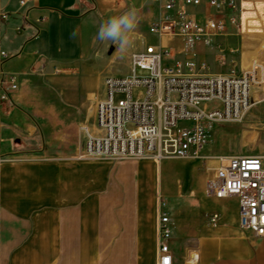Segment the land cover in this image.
Segmentation results:
<instances>
[{
    "label": "crops",
    "instance_id": "crops-1",
    "mask_svg": "<svg viewBox=\"0 0 264 264\" xmlns=\"http://www.w3.org/2000/svg\"><path fill=\"white\" fill-rule=\"evenodd\" d=\"M146 1L35 0L20 9L18 0H0V13L6 14L0 19V46L12 55L0 74L15 75L18 82L15 109L0 117V154L12 156L0 166V264H157L160 200L156 205L154 200L168 192L161 180L166 173L158 175L160 166L150 159H123L113 165L107 159L95 161L81 156L80 146L65 152L46 149L41 135V78L54 75L53 68L70 66L71 51L79 59L85 55L81 46L92 33L90 15L123 13ZM237 2L242 32L251 45L262 43L264 53V0ZM154 6L161 14V7ZM254 15L263 21L250 18ZM138 41L137 50L151 40ZM237 41L228 25L225 35L214 38L210 47L197 44L194 54L203 57L204 47L217 57L216 47L232 49L228 45L235 47ZM173 50L167 64L179 58L178 49ZM260 53L250 52L247 62L257 66L264 85ZM95 71L99 75V68ZM95 88L93 99L102 100L103 86L95 81ZM167 160L172 159L158 162ZM204 188L205 182L161 199L172 224L173 264H187L188 250L196 255V264H264V238L240 232L237 200L207 198ZM111 206L114 212H108ZM214 214L218 220L213 223Z\"/></svg>",
    "mask_w": 264,
    "mask_h": 264
},
{
    "label": "built area",
    "instance_id": "built-area-1",
    "mask_svg": "<svg viewBox=\"0 0 264 264\" xmlns=\"http://www.w3.org/2000/svg\"><path fill=\"white\" fill-rule=\"evenodd\" d=\"M161 7L158 19L149 23L147 32L159 39H177L182 61L167 64L174 50L162 43L142 42L141 49L129 57L127 76L105 77L104 98L94 107V131L85 129L84 158L178 159L206 161L215 159L205 181L207 198L237 200V225L251 238H264V152L251 156L208 157L216 126L240 123L253 105L252 91L258 88L257 66L242 70L239 64L230 74H209L205 61H194V48L205 47L223 36L227 26L241 34L237 0H151ZM35 0H18L27 9ZM200 10V11H199ZM200 12V13H199ZM5 20L6 14L0 13ZM19 30V29H17ZM236 50L224 49L217 56L223 65ZM0 46V66L11 58ZM234 67V60H230ZM138 69L144 74L136 75ZM53 74L59 70L53 68ZM18 89L15 75L0 74V117L15 109L13 95ZM114 93L122 98L114 102ZM2 140L0 139V143ZM12 160L0 154V166ZM157 220V264H173L169 241L171 219L165 202L159 201ZM218 215L211 217V222Z\"/></svg>",
    "mask_w": 264,
    "mask_h": 264
},
{
    "label": "rangeland",
    "instance_id": "rangeland-1",
    "mask_svg": "<svg viewBox=\"0 0 264 264\" xmlns=\"http://www.w3.org/2000/svg\"><path fill=\"white\" fill-rule=\"evenodd\" d=\"M149 2L146 1L137 6L139 7L137 10L140 16V23L132 36L134 41L132 48L122 58H118L115 44L110 42L100 44L94 40L99 25L108 17L121 13L110 12L105 14L95 12L89 17L93 25L92 33L89 39L81 46L85 55H82V53L79 59L78 53L75 54L71 51L70 66H61L59 67V73L54 75L47 74L41 78V135L45 137L44 146L46 149H56L65 152L72 151L77 146L82 148L85 139V129H91L94 122L95 104L101 100L99 98L97 100L93 99L94 94L97 92L95 81H98L103 86L105 77H121L127 74L126 72L129 69L128 59L132 53L137 51L138 40L149 38L151 40L149 43L153 44L167 40L165 38L161 40L147 33L149 23L160 16L159 10L154 6L153 2L151 0ZM150 13H152L151 16L148 15ZM255 17L263 21L260 15L250 16V18ZM253 23L256 24L254 21ZM240 33L236 34L239 42H236L235 47L228 45V47L236 50L234 52L235 55H230L223 65H219L217 57L210 55L209 50L204 47L202 49L203 57L195 55L194 61H205L208 65L209 73L230 74L231 70H236L239 64L242 70L248 67L249 63L247 61L249 60L250 52L260 51V59L264 60L262 43L251 45L249 36L247 34L244 35V32H242V22ZM166 45L173 49L181 48V42L177 39H171L170 42H166ZM224 48H227V46L216 47L217 54L223 51ZM70 49L75 51L78 48L70 46ZM238 53L239 55L237 56ZM186 56L187 54L174 58L175 62L182 61ZM232 58L235 64L234 67L230 63ZM98 68L100 71L99 75L98 72L96 74V71L94 74L93 70ZM135 73L136 75L144 74L138 69L135 70ZM257 84L259 85L258 88L252 91L254 103L243 120L240 123L224 124L213 129L211 142L205 151L208 157L251 156L264 152L263 80L258 79ZM69 94L71 95L67 96ZM254 95L257 98H254ZM121 98L122 96L119 93H114L113 99L115 103ZM93 160L104 159L94 158ZM119 161L121 160L109 162L113 165ZM131 161L139 162L141 160L132 159ZM152 163L156 167L160 166L158 170L159 178L166 173V176L163 179L161 178V180L168 188L167 195L163 194L164 196L155 197L154 202L156 205L161 199L168 200L170 196L174 195V191L185 193L194 185H203L216 161L215 159L197 162L172 159L162 162L153 161ZM115 209L114 206H111L108 208V212H114ZM189 253L192 255L193 251L188 250L185 255L188 257Z\"/></svg>",
    "mask_w": 264,
    "mask_h": 264
},
{
    "label": "clouds",
    "instance_id": "clouds-1",
    "mask_svg": "<svg viewBox=\"0 0 264 264\" xmlns=\"http://www.w3.org/2000/svg\"><path fill=\"white\" fill-rule=\"evenodd\" d=\"M140 23L139 12L135 7L104 20L98 27L94 40L100 44L110 42L116 45L117 56L122 58L133 46L132 36ZM74 38L76 33L73 32Z\"/></svg>",
    "mask_w": 264,
    "mask_h": 264
},
{
    "label": "bare ground",
    "instance_id": "bare-ground-1",
    "mask_svg": "<svg viewBox=\"0 0 264 264\" xmlns=\"http://www.w3.org/2000/svg\"><path fill=\"white\" fill-rule=\"evenodd\" d=\"M256 85H258V84H256ZM260 87H262V86H260ZM254 98H257V96L254 95ZM196 260H197L196 255L195 254H192L191 255V258L189 259V261H188L187 264H196Z\"/></svg>",
    "mask_w": 264,
    "mask_h": 264
}]
</instances>
